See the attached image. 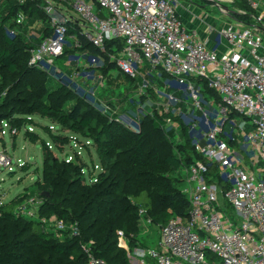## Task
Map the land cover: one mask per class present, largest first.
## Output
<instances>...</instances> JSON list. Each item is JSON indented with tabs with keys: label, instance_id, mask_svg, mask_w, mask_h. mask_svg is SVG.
Wrapping results in <instances>:
<instances>
[{
	"label": "built area",
	"instance_id": "1",
	"mask_svg": "<svg viewBox=\"0 0 264 264\" xmlns=\"http://www.w3.org/2000/svg\"><path fill=\"white\" fill-rule=\"evenodd\" d=\"M94 1L74 0L79 18L63 11L53 14V35L32 43L30 65L57 83H69L111 120L127 125L131 121L117 116L116 100L103 96L107 88L103 71L115 63L131 82H139V67L147 63L154 73L163 72L193 96L194 107L203 113L207 126V131L194 140L201 158L183 170L182 191L189 198L188 215L174 216L166 225L158 226L147 210L140 208L138 238H153V228L159 230L160 238L154 246L145 244L130 250L120 230L118 238L126 242L120 246L128 250L136 264H264V0H247L254 10L262 11L254 17L252 26L227 24L220 31L226 41L223 52L186 31L181 14V9L187 8L185 0ZM17 2L24 5L26 0ZM98 6L104 16L99 15ZM49 9L54 11V6L50 4ZM195 12L192 14L198 15ZM24 22L25 14L18 13L16 25ZM71 23L79 25L80 34L102 54L92 56L88 50L80 51L84 44L69 35ZM210 29L215 28L211 25ZM17 32V28L11 29L12 34ZM115 39L124 42L119 52L106 48V43ZM71 49L79 56L74 74L56 64ZM113 49L117 50L115 46ZM144 77L142 86L146 90ZM91 94L94 101L89 99ZM166 95L167 103L178 101L174 93ZM140 116L138 112V123ZM131 124L127 126L140 127ZM6 126L12 144L20 128L11 119L1 120L2 140ZM13 167L14 158L5 147L0 150V169L11 168L12 173ZM1 199L0 205L4 204ZM44 204V197L31 195L21 201L15 215L37 220L60 237L64 233L80 236L78 223L42 215ZM84 251L89 264H107L93 254L91 247L85 246Z\"/></svg>",
	"mask_w": 264,
	"mask_h": 264
},
{
	"label": "trees",
	"instance_id": "2",
	"mask_svg": "<svg viewBox=\"0 0 264 264\" xmlns=\"http://www.w3.org/2000/svg\"><path fill=\"white\" fill-rule=\"evenodd\" d=\"M12 2L9 14L0 20V94L7 93L0 101V120L11 119L15 124L21 121L17 115L36 113L50 118L88 138L105 170L96 182L86 183L87 163L63 162L44 147V178L38 184L45 188L38 187L30 194L20 193L11 202L0 205V264H89L85 246L91 247L93 254L107 264H132L128 250L119 245L118 231H124L130 248L145 246L138 238L140 208L146 209L158 226L166 225L174 216L188 215L189 198L180 188L184 177L179 178L176 173H183L184 168L201 158L195 150L191 130L181 122L187 154L176 153L161 130L166 120L158 115L141 117L140 132L134 131L132 127L111 120L69 83H56L46 72L31 66L32 43L19 32L11 33V29L18 28L11 19L16 18L20 10L43 17L47 24L42 29L44 36L40 41L53 35L51 20L41 11L38 0H26L24 5L17 0ZM234 6L249 14L254 12L247 0H235ZM98 11L100 16L105 15L99 6ZM80 31L76 23L69 25V35L84 44L80 51L88 50L92 56L102 54ZM69 42L71 46L73 41ZM106 44L107 50L112 52H119L124 46L119 39ZM111 69L119 70L115 65L105 69L107 81ZM9 73L11 76H6ZM52 81L56 86H52ZM28 136L35 138L33 133ZM53 138L57 142L64 141L62 136ZM45 192L49 195H43ZM31 195L44 197L42 215H55L66 223H78L80 236L64 233L60 237L55 231L45 230L37 220L17 217V206Z\"/></svg>",
	"mask_w": 264,
	"mask_h": 264
},
{
	"label": "rangeland",
	"instance_id": "3",
	"mask_svg": "<svg viewBox=\"0 0 264 264\" xmlns=\"http://www.w3.org/2000/svg\"><path fill=\"white\" fill-rule=\"evenodd\" d=\"M13 0H0V20L9 14V10L13 6ZM63 1V2H62ZM67 0H38V4L41 6V11L46 17L51 20L53 14L58 15L59 12H64L63 7H60V3H67ZM89 4H95L94 0H86ZM187 3H192V10L196 11L198 15H194L196 19L210 21L212 26L215 27L216 34L222 38L221 30L227 24H236L243 27L252 26L255 23L254 17L258 18L262 11L253 10L254 12L249 14L246 10L234 6L235 0H185ZM74 0H69L66 4V15L74 18H79V13L73 8ZM217 2L219 4H217ZM54 6V11H50L49 6ZM64 5V4H63ZM221 5L228 6L229 9L222 7ZM58 6V8H57ZM65 7V6H64ZM57 8V9H56ZM62 8V9H61ZM19 11V10H18ZM242 11L243 13L239 12ZM19 13L25 14V22L18 26L17 30L26 41L30 43H38L44 36L42 29H44L46 21L45 19L39 18L38 16H32L30 12H24L22 10ZM15 17V16H13ZM16 22V18L11 19V23ZM52 28V22H50ZM65 62V63H64ZM70 62L71 66L68 65ZM64 63V65H63ZM57 66L66 69L69 74H74L75 70L78 69L79 56L76 55L75 51L71 49V52L66 53L62 58L56 62ZM110 65H115L112 63ZM144 67H139L141 70L140 77L137 81H128L125 84H120L122 89H126L125 93H121V88L118 86L116 76H114V84L104 93V98L107 100L115 99L116 105L125 104L123 107L117 110V116L122 120L134 122V126L142 122L141 117L148 115L149 118H153L154 115H158L161 120H166L165 125H161L162 133L171 141V148L176 152H180L182 155L187 154L185 149V137L183 136V122L185 126L190 128L192 139H199L203 133L207 131L205 125L204 115L201 111H198L194 107V98L184 88L179 87V83L174 81L168 75L161 71L153 72V68L149 64H144ZM116 66V65H115ZM152 72V73H151ZM154 73V74H153ZM6 76H11L7 74ZM112 78V75H110ZM145 76V77H144ZM142 77H144V84H147L148 88L145 90L144 85L142 86ZM0 79H2L0 77ZM136 81V80H134ZM57 82V81H56ZM52 86H56L55 83L51 82ZM121 90V91H120ZM140 91L142 95H140ZM174 93L178 101L175 104L167 103L166 93ZM6 92L1 93V98L6 96ZM130 97V99H129ZM202 98H205L204 96ZM89 99L94 101L92 94ZM96 100V99H95ZM206 106V103H202ZM189 109H192L189 111ZM138 112L140 116V123H138L137 117ZM168 113H172V116H168ZM176 117V118H173ZM16 118H21L18 125H20L19 138L16 140L15 147L11 144L10 130L6 126V135L2 140L0 134V150L5 147L9 149L11 156L14 158L13 171L11 168L6 170L0 169V196L2 197L1 202L5 203L13 197H17L20 193L32 192L45 188L44 185L39 186V182H42L44 178V147H48L52 152L58 156L59 160L63 162H78L83 161L87 163V175L84 181L86 183L96 182L101 172H103L104 165L103 161L99 157V154L92 142L81 136L78 133H74L64 126L58 125L50 118L42 117L40 114H31L28 116L17 115ZM214 120V115H211ZM1 122V120H0ZM131 122H127L129 125ZM15 123V125H16ZM124 124V126H127ZM132 125V124H131ZM129 127V126H128ZM134 131L140 132V127L133 129ZM33 133L35 138H31L28 135ZM54 136L64 137L63 143L54 140ZM6 144V145H5ZM12 146V147H11ZM194 156L192 150V157ZM10 172V173H9ZM176 176L183 178L182 172L176 173ZM181 176V177H180ZM182 183V182H181ZM180 188H185L184 183L181 184ZM154 230L153 238L140 237L139 242L141 244H147L154 246L157 240L160 238V232L156 228ZM119 245L123 242L119 239ZM134 247L130 248L133 250ZM133 263L136 264L135 260L131 257ZM130 259V260H131Z\"/></svg>",
	"mask_w": 264,
	"mask_h": 264
},
{
	"label": "crops",
	"instance_id": "4",
	"mask_svg": "<svg viewBox=\"0 0 264 264\" xmlns=\"http://www.w3.org/2000/svg\"><path fill=\"white\" fill-rule=\"evenodd\" d=\"M66 2L69 3V0H67ZM61 3H60V7L62 6L63 9H64V12H66V9L65 8H66V4L67 3H63L64 5L61 4ZM184 5L187 8L183 7L185 9H181V14H182V21L184 23V26L186 28V31L189 34H194L195 36H197L198 39L205 41L210 48L217 49L220 52L225 51V49H226V41H225L224 38H222L220 35H218V34H216V32H214L215 29L213 31H211V29H210L211 23H209L210 21L200 20L199 18L196 19L194 17V15L192 14V12L194 11V10H192V3H190V2L187 3L185 1V4ZM57 8H58V6H57ZM198 11H199V8L196 9V12L195 13H197ZM110 73L112 74V78H110V80L107 81V88L105 89L104 92L108 91L109 88H111V86L114 84L113 83L114 82L113 78H114V76H116L117 78H116V81L115 82L118 84V86H120V88L122 90V91L120 90L121 93H125L127 87L125 89H122V87H121L120 84H125L128 81L125 79L124 76H122L121 71L120 70H117V69H111L110 70ZM54 82H56V81L54 80ZM125 104H123V103L120 104L118 108L123 107ZM17 139H13L12 140V145L14 147L16 145V140ZM14 199H15V197H13L12 199H10L9 201H6L5 203L11 202Z\"/></svg>",
	"mask_w": 264,
	"mask_h": 264
},
{
	"label": "water",
	"instance_id": "5",
	"mask_svg": "<svg viewBox=\"0 0 264 264\" xmlns=\"http://www.w3.org/2000/svg\"><path fill=\"white\" fill-rule=\"evenodd\" d=\"M222 7H224V8H226V9H229V7L228 6H224V5H221ZM43 195H45V196H48L49 195V193L48 192H45Z\"/></svg>",
	"mask_w": 264,
	"mask_h": 264
},
{
	"label": "bare ground",
	"instance_id": "6",
	"mask_svg": "<svg viewBox=\"0 0 264 264\" xmlns=\"http://www.w3.org/2000/svg\"><path fill=\"white\" fill-rule=\"evenodd\" d=\"M223 1V0H222ZM217 4H219L218 2H217Z\"/></svg>",
	"mask_w": 264,
	"mask_h": 264
}]
</instances>
